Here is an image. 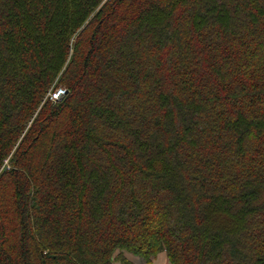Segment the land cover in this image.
Listing matches in <instances>:
<instances>
[{"label":"trees","instance_id":"obj_1","mask_svg":"<svg viewBox=\"0 0 264 264\" xmlns=\"http://www.w3.org/2000/svg\"><path fill=\"white\" fill-rule=\"evenodd\" d=\"M161 254L264 264V0H0V264Z\"/></svg>","mask_w":264,"mask_h":264},{"label":"rangeland","instance_id":"obj_2","mask_svg":"<svg viewBox=\"0 0 264 264\" xmlns=\"http://www.w3.org/2000/svg\"><path fill=\"white\" fill-rule=\"evenodd\" d=\"M57 93V92H56ZM55 93V94H56ZM62 95V94H61ZM55 95H51L50 97L53 99V100H56L59 96L57 97H54ZM137 262V261H136ZM154 264H167L166 261H165V258L164 256L161 254L157 257V260H155Z\"/></svg>","mask_w":264,"mask_h":264},{"label":"built area","instance_id":"obj_3","mask_svg":"<svg viewBox=\"0 0 264 264\" xmlns=\"http://www.w3.org/2000/svg\"><path fill=\"white\" fill-rule=\"evenodd\" d=\"M63 93H64L63 90H58L57 93L54 94V95H55L54 97H57V96H59V95H61V94H63Z\"/></svg>","mask_w":264,"mask_h":264}]
</instances>
